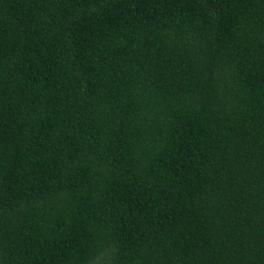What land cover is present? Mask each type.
I'll return each mask as SVG.
<instances>
[{"label":"trees","instance_id":"1","mask_svg":"<svg viewBox=\"0 0 264 264\" xmlns=\"http://www.w3.org/2000/svg\"><path fill=\"white\" fill-rule=\"evenodd\" d=\"M0 264H264V0H0Z\"/></svg>","mask_w":264,"mask_h":264}]
</instances>
